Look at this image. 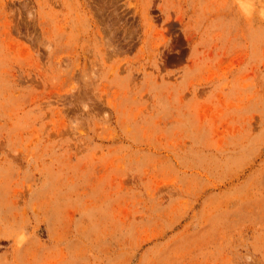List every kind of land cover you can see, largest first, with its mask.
<instances>
[{"label": "rangeland", "instance_id": "obj_1", "mask_svg": "<svg viewBox=\"0 0 264 264\" xmlns=\"http://www.w3.org/2000/svg\"><path fill=\"white\" fill-rule=\"evenodd\" d=\"M0 264H264V0H0Z\"/></svg>", "mask_w": 264, "mask_h": 264}]
</instances>
